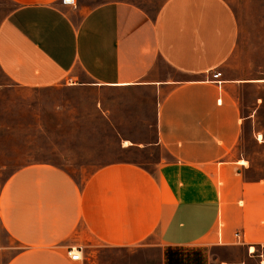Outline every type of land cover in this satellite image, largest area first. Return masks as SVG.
Segmentation results:
<instances>
[{
  "label": "crops",
  "instance_id": "crops-1",
  "mask_svg": "<svg viewBox=\"0 0 264 264\" xmlns=\"http://www.w3.org/2000/svg\"><path fill=\"white\" fill-rule=\"evenodd\" d=\"M8 2L7 84L93 92L92 122L159 156L153 168L108 163L83 183L49 160L0 180V264H98L108 248L154 250L153 264H211L213 247L264 264V174L246 145L249 132L264 148V77L236 70L240 27L228 1L166 0L154 17L110 1L79 20L62 0Z\"/></svg>",
  "mask_w": 264,
  "mask_h": 264
},
{
  "label": "rangeland",
  "instance_id": "rangeland-1",
  "mask_svg": "<svg viewBox=\"0 0 264 264\" xmlns=\"http://www.w3.org/2000/svg\"><path fill=\"white\" fill-rule=\"evenodd\" d=\"M110 1L135 4L154 17L166 0H76L72 15L79 20L90 9ZM236 13L240 27L237 71L244 76L264 77V0H226ZM8 0H0V17L8 12ZM245 56L252 60L245 66ZM243 76V77H244ZM254 93V92H253ZM93 92L69 88H24L10 86L0 70V180L32 161L49 160L66 168L79 183L108 163L132 160L153 168L159 149L123 147L120 133L109 124L92 122ZM125 142V141H124ZM148 142L146 140L133 141ZM246 145L253 152L252 171L264 174V148L247 133ZM211 264H259L244 256V250L213 247ZM259 253V252H257ZM189 254V253H188ZM153 264L154 250L130 252L108 248L98 264ZM195 256L189 255L187 259ZM214 260V261H213ZM188 261V262H189Z\"/></svg>",
  "mask_w": 264,
  "mask_h": 264
},
{
  "label": "built area",
  "instance_id": "built-area-1",
  "mask_svg": "<svg viewBox=\"0 0 264 264\" xmlns=\"http://www.w3.org/2000/svg\"><path fill=\"white\" fill-rule=\"evenodd\" d=\"M62 2L64 4H68V5H75L76 4V0H62ZM221 73H216L214 76L215 77H218ZM236 236L238 239L241 240V237L243 238V241H244V237L241 235L240 232H237L236 233ZM69 256L71 259L73 260H76V261H79V260H82L83 256H82V253H81V250H78V249H75V248H72L70 249V251L68 252Z\"/></svg>",
  "mask_w": 264,
  "mask_h": 264
},
{
  "label": "bare ground",
  "instance_id": "bare-ground-1",
  "mask_svg": "<svg viewBox=\"0 0 264 264\" xmlns=\"http://www.w3.org/2000/svg\"><path fill=\"white\" fill-rule=\"evenodd\" d=\"M260 138H262V135H260ZM125 144H126V145H127V144H130V142H129V141H126Z\"/></svg>",
  "mask_w": 264,
  "mask_h": 264
}]
</instances>
